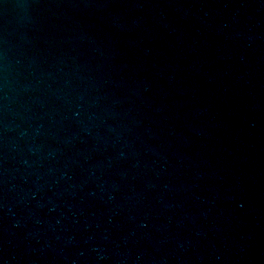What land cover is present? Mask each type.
<instances>
[{"label": "water", "instance_id": "1", "mask_svg": "<svg viewBox=\"0 0 264 264\" xmlns=\"http://www.w3.org/2000/svg\"><path fill=\"white\" fill-rule=\"evenodd\" d=\"M0 264H264V0H0Z\"/></svg>", "mask_w": 264, "mask_h": 264}]
</instances>
